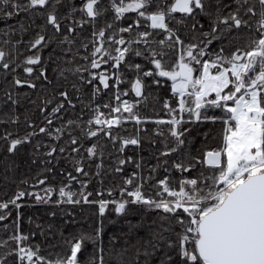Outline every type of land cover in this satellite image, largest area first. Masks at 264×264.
<instances>
[{
	"label": "snow or ice",
	"instance_id": "1",
	"mask_svg": "<svg viewBox=\"0 0 264 264\" xmlns=\"http://www.w3.org/2000/svg\"><path fill=\"white\" fill-rule=\"evenodd\" d=\"M0 165V264H264V0H0Z\"/></svg>",
	"mask_w": 264,
	"mask_h": 264
},
{
	"label": "trees",
	"instance_id": "2",
	"mask_svg": "<svg viewBox=\"0 0 264 264\" xmlns=\"http://www.w3.org/2000/svg\"><path fill=\"white\" fill-rule=\"evenodd\" d=\"M27 38H28V36L26 34L25 35V39H27ZM45 55H47V52H45ZM154 105H155V102L150 98L149 101L147 102L146 108L145 109H142V110H146V111H149L150 112L152 110V108H153ZM155 106L158 107V105H155ZM127 127H128V130H131L132 125L129 124ZM200 127H201V130H203L204 128L208 127V125H201ZM217 127H219V126L217 125ZM201 140H202V137H199L198 136L197 137V141H196L197 144H199L201 142ZM2 172H3V166L0 165V173H2ZM0 180H2V176H0ZM0 187H2V186H0ZM43 207H44L43 205L35 204V205H32L31 210L25 208L24 211L27 214H31L32 211H42L43 210ZM77 211H78V214L81 217L87 215V213H88L87 207H85V209H84L83 212H79V210H77ZM80 223H82L84 226H87V221H84L83 219L80 220ZM23 227H24L25 230H27L28 227H29L26 217H25L24 222H23ZM116 227H119V225H116ZM33 230H36V229L33 228ZM38 239H42V238L38 236Z\"/></svg>",
	"mask_w": 264,
	"mask_h": 264
}]
</instances>
